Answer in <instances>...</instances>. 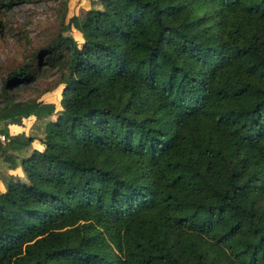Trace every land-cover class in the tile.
<instances>
[{
    "label": "trees",
    "instance_id": "1",
    "mask_svg": "<svg viewBox=\"0 0 264 264\" xmlns=\"http://www.w3.org/2000/svg\"><path fill=\"white\" fill-rule=\"evenodd\" d=\"M83 2L0 81V264H264V0Z\"/></svg>",
    "mask_w": 264,
    "mask_h": 264
},
{
    "label": "rangeland",
    "instance_id": "2",
    "mask_svg": "<svg viewBox=\"0 0 264 264\" xmlns=\"http://www.w3.org/2000/svg\"><path fill=\"white\" fill-rule=\"evenodd\" d=\"M57 2L58 0H41L35 3L17 4L10 9L0 7V81L6 72L25 59L29 57L36 59L40 47L60 31L59 21L54 13ZM83 4V0H69L67 17L72 13L80 14L83 11L81 9ZM235 66L241 68L236 64ZM46 87L51 89L40 94V90ZM62 87L63 84L58 83L57 73L52 70L49 77H42L36 85L29 86L28 90L19 86L14 88L12 93L14 98L20 100L38 98L46 102L51 101L56 105L58 112L62 107L60 104ZM55 117L52 116V119ZM10 131L11 133L24 131L28 135L40 137L44 134V127L41 121L27 118L11 126ZM21 150L13 148L5 156L0 157V169L3 171L0 172V191L5 188L4 176L10 172L16 174L22 171L21 160L26 154Z\"/></svg>",
    "mask_w": 264,
    "mask_h": 264
},
{
    "label": "crops",
    "instance_id": "3",
    "mask_svg": "<svg viewBox=\"0 0 264 264\" xmlns=\"http://www.w3.org/2000/svg\"><path fill=\"white\" fill-rule=\"evenodd\" d=\"M32 144H33V145H31V147H32V146H37L34 142H33ZM37 147H38V146H37ZM27 149H30V147H28ZM21 151H22V153H25V150H24V149H22ZM25 154H26V153H25ZM14 170H17V168H14ZM0 172H3L2 169H0ZM10 173H11V172H10Z\"/></svg>",
    "mask_w": 264,
    "mask_h": 264
},
{
    "label": "built area",
    "instance_id": "4",
    "mask_svg": "<svg viewBox=\"0 0 264 264\" xmlns=\"http://www.w3.org/2000/svg\"><path fill=\"white\" fill-rule=\"evenodd\" d=\"M0 138L3 139V135H0Z\"/></svg>",
    "mask_w": 264,
    "mask_h": 264
}]
</instances>
